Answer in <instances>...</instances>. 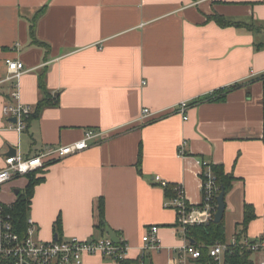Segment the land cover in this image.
Instances as JSON below:
<instances>
[{"label": "crops", "instance_id": "obj_1", "mask_svg": "<svg viewBox=\"0 0 264 264\" xmlns=\"http://www.w3.org/2000/svg\"><path fill=\"white\" fill-rule=\"evenodd\" d=\"M217 15L241 24L222 25ZM7 58L25 64L19 95L33 113L41 75L59 104L33 114L23 132L0 112V166L8 155L103 132L88 149L34 171L43 176L29 211L37 238L107 236L102 198L107 226L129 244L127 258L141 255L147 226L157 224L163 248L148 259L167 264L182 240L154 177L183 184L199 204L205 159L235 177L225 195L226 240L245 204L254 213L246 236L264 239V0H0V96L10 102ZM184 100L188 119L175 110ZM144 108L155 114L141 119ZM28 182L10 180L2 200L14 203ZM82 264L116 263L90 254Z\"/></svg>", "mask_w": 264, "mask_h": 264}, {"label": "built area", "instance_id": "obj_2", "mask_svg": "<svg viewBox=\"0 0 264 264\" xmlns=\"http://www.w3.org/2000/svg\"><path fill=\"white\" fill-rule=\"evenodd\" d=\"M8 77L12 81L11 98L14 101H7L0 96V112L5 116L15 118V122L9 124L10 129L23 132L33 113V106L20 100L19 84L20 78L26 68L21 59L7 58ZM189 101H181L175 110L179 111L184 119H188L186 113ZM155 114L149 108H144L141 119ZM103 136V132L88 129L85 136L68 144L51 146L39 154L24 157L20 154L8 155L4 158L0 166V264H82L86 255L100 254L113 261L124 260L128 257L129 244L120 238L119 242L113 241L108 235L81 239L78 237H57L45 240L36 237V224L29 216L27 219L26 231L17 229L14 219V203L4 202L1 193L4 186L12 179L25 176L38 169H45L51 162L61 160L68 155L88 149L94 139ZM186 142L183 141L179 147L181 156L187 155L184 148ZM202 167V199L199 204L191 203L186 196L183 184H176L174 187L175 196L165 203L176 213V229L182 243L176 249L177 256L167 264H198L201 257V248L196 246L189 237V226L207 225L214 221L218 207V196L222 190L217 182V177L213 171L212 163L205 159H198ZM154 179L162 186H168V182L159 175ZM141 255L152 251H160L163 248L160 237V226L152 224L147 226L142 236ZM232 241L217 242L208 246L210 256L217 264H223V256L232 244ZM242 244L250 248L253 253L260 252L261 258L255 264H264V239L245 237Z\"/></svg>", "mask_w": 264, "mask_h": 264}, {"label": "trees", "instance_id": "obj_3", "mask_svg": "<svg viewBox=\"0 0 264 264\" xmlns=\"http://www.w3.org/2000/svg\"><path fill=\"white\" fill-rule=\"evenodd\" d=\"M43 12L41 9L34 17L38 19L39 15ZM218 22L222 25H240L241 23H235L226 21L221 16H216ZM246 27H248L246 25ZM39 85L43 96L36 105L35 112L32 113L38 116L42 110L46 107L59 104L58 98L51 96L46 90L44 77L40 76ZM213 171L217 177V182L221 185V188L225 190V195L232 189L235 177L226 172L221 165L212 164ZM38 172H31L28 174L29 182L24 190H22L14 202V219L17 224L16 227L19 230L26 231L27 219L29 217L31 198L33 196L34 187L40 181L43 180V176H37ZM166 194L168 199L175 196L174 187L172 185L166 186ZM99 216H100V228L104 229L107 224L104 217L105 203L101 198L99 201ZM254 217L253 209L250 205L245 204V217L243 223L235 231L236 242L230 246L223 256V264H255L252 257L253 251L242 244L243 239L247 234V227L249 221ZM189 237L190 240L201 248V257L197 260L198 264H217L216 261L210 256L208 252V246L217 242H226V232L224 219L219 222L211 221L207 225H195L189 226ZM59 235V234H58ZM148 254L139 256L135 259L126 258L124 260L115 261L116 264H153L149 262Z\"/></svg>", "mask_w": 264, "mask_h": 264}, {"label": "water", "instance_id": "obj_4", "mask_svg": "<svg viewBox=\"0 0 264 264\" xmlns=\"http://www.w3.org/2000/svg\"><path fill=\"white\" fill-rule=\"evenodd\" d=\"M15 120V119H14ZM19 190H16V193H18ZM225 209H226V202H225V190L222 188L219 196H218V207H217V211L215 213V217H214V221L215 222H219L223 219L224 213H225ZM105 232L107 233V235L115 242H119L120 237L118 236V234L112 230L109 226L105 227ZM57 236H55L56 238Z\"/></svg>", "mask_w": 264, "mask_h": 264}]
</instances>
